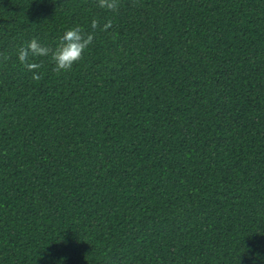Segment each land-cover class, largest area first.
<instances>
[{
  "label": "trees",
  "instance_id": "1",
  "mask_svg": "<svg viewBox=\"0 0 264 264\" xmlns=\"http://www.w3.org/2000/svg\"><path fill=\"white\" fill-rule=\"evenodd\" d=\"M62 257L264 264V0H0V264Z\"/></svg>",
  "mask_w": 264,
  "mask_h": 264
},
{
  "label": "clouds",
  "instance_id": "2",
  "mask_svg": "<svg viewBox=\"0 0 264 264\" xmlns=\"http://www.w3.org/2000/svg\"><path fill=\"white\" fill-rule=\"evenodd\" d=\"M109 8L114 7L113 4L107 5ZM92 37L89 36L85 39L84 35L82 34L79 28H73L65 32L64 36L62 37L61 46L57 49L56 53L53 55V59L56 63V66L59 69H69L71 66L78 61L91 42ZM32 55H47L48 49L41 46V44L36 41L32 40L26 49H22L19 53L20 61L26 62L28 60L29 54ZM29 68H36L38 67L35 64H29ZM66 258L62 257L57 262V264H64Z\"/></svg>",
  "mask_w": 264,
  "mask_h": 264
}]
</instances>
